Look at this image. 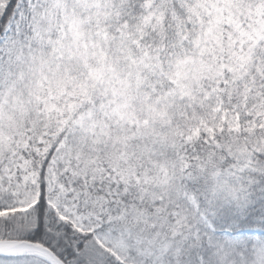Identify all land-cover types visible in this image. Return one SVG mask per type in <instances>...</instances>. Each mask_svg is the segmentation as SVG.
Instances as JSON below:
<instances>
[{
	"label": "snow or ice",
	"instance_id": "snow-or-ice-1",
	"mask_svg": "<svg viewBox=\"0 0 264 264\" xmlns=\"http://www.w3.org/2000/svg\"><path fill=\"white\" fill-rule=\"evenodd\" d=\"M0 264H264V0H0Z\"/></svg>",
	"mask_w": 264,
	"mask_h": 264
}]
</instances>
